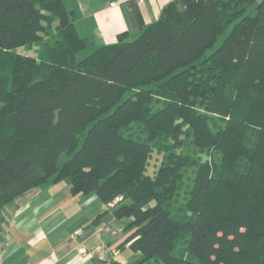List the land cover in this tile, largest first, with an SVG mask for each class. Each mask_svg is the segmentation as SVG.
Returning <instances> with one entry per match:
<instances>
[{"label": "trees", "instance_id": "1", "mask_svg": "<svg viewBox=\"0 0 264 264\" xmlns=\"http://www.w3.org/2000/svg\"><path fill=\"white\" fill-rule=\"evenodd\" d=\"M86 47L66 0H0V223L68 179L133 218L135 264H264V0H172Z\"/></svg>", "mask_w": 264, "mask_h": 264}, {"label": "crops", "instance_id": "2", "mask_svg": "<svg viewBox=\"0 0 264 264\" xmlns=\"http://www.w3.org/2000/svg\"><path fill=\"white\" fill-rule=\"evenodd\" d=\"M170 1L66 0V6L87 40L85 49L95 50L121 36L135 39ZM113 205L96 192L73 194L68 179L21 195L3 208L0 264H135L142 255L125 241L133 218L118 219Z\"/></svg>", "mask_w": 264, "mask_h": 264}, {"label": "rangeland", "instance_id": "3", "mask_svg": "<svg viewBox=\"0 0 264 264\" xmlns=\"http://www.w3.org/2000/svg\"><path fill=\"white\" fill-rule=\"evenodd\" d=\"M224 34L220 35L219 39H218V42H217V45L220 44V42L223 40L224 38ZM136 38V37H134ZM216 45V46H217ZM39 47H40V44H37L35 45L32 49H29L27 47H21L19 49L20 52H23V53H26V54H29V55H33V56H36L39 52ZM92 48V45L89 46L88 49H85L81 52L78 53L77 55V58L78 59H81V58H84L85 56H87L88 54H90L93 49ZM185 150L190 152L191 154H193L194 156L196 157H202L203 159H206V158H210L211 156V152L212 151H209L208 150H200L199 148H196L194 146H192V144H190L189 142H187L186 146H185ZM66 159V155H63L62 156V159H61V163ZM160 162H157V165H156V161H155V157L150 161V165L148 166V173L150 174H154L155 171L158 169V166H159ZM187 177L185 178V183L187 186H191L192 185V179L194 178V170H193V167H189V169L187 170Z\"/></svg>", "mask_w": 264, "mask_h": 264}, {"label": "built area", "instance_id": "4", "mask_svg": "<svg viewBox=\"0 0 264 264\" xmlns=\"http://www.w3.org/2000/svg\"><path fill=\"white\" fill-rule=\"evenodd\" d=\"M136 1H138L139 3H141V2H143L144 0H136Z\"/></svg>", "mask_w": 264, "mask_h": 264}]
</instances>
